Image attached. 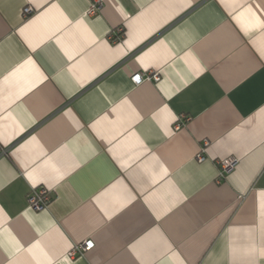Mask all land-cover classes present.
<instances>
[{
	"label": "crops",
	"instance_id": "crops-1",
	"mask_svg": "<svg viewBox=\"0 0 264 264\" xmlns=\"http://www.w3.org/2000/svg\"><path fill=\"white\" fill-rule=\"evenodd\" d=\"M94 2L0 0V264H264V0Z\"/></svg>",
	"mask_w": 264,
	"mask_h": 264
},
{
	"label": "built area",
	"instance_id": "built-area-1",
	"mask_svg": "<svg viewBox=\"0 0 264 264\" xmlns=\"http://www.w3.org/2000/svg\"><path fill=\"white\" fill-rule=\"evenodd\" d=\"M103 0H96L92 4L90 9V13H96L101 5ZM33 12V8L31 6H27L24 9V14L27 16ZM122 31V29H120ZM146 72H137L133 74L132 80L136 84H140L144 79ZM153 77L156 79L160 78V74L158 72L153 74ZM147 79H151L150 76ZM200 159H203V155H199ZM238 164V158H225L220 161V173L219 180L223 179L228 173H230ZM51 202V192L49 188L44 186H38L32 188L31 192L28 194V204L29 207L34 210H42L47 208ZM95 247V242L92 239L85 240L76 244L71 250H69L67 256L71 259L76 258L77 256H83L86 252L92 250Z\"/></svg>",
	"mask_w": 264,
	"mask_h": 264
}]
</instances>
